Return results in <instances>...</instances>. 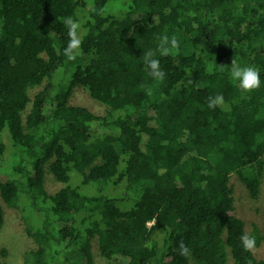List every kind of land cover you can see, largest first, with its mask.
<instances>
[{"label":"trees","instance_id":"obj_1","mask_svg":"<svg viewBox=\"0 0 264 264\" xmlns=\"http://www.w3.org/2000/svg\"><path fill=\"white\" fill-rule=\"evenodd\" d=\"M110 1L119 0H0V164L5 130L14 151L0 197L26 211L38 244L30 264H94V239L118 264H264L241 247L248 232L230 183L236 174L259 198L264 0H131L119 18L105 14ZM69 16L81 38L72 59ZM163 36L178 46L160 56ZM149 50L162 82L146 74ZM233 59L258 69L260 87L241 92ZM77 86L106 115L71 105ZM216 95L223 103L209 108ZM47 168L66 184L54 194ZM73 172L81 179L71 185ZM4 221L0 204V230ZM250 234L259 247L264 232L254 224Z\"/></svg>","mask_w":264,"mask_h":264},{"label":"rangeland","instance_id":"obj_2","mask_svg":"<svg viewBox=\"0 0 264 264\" xmlns=\"http://www.w3.org/2000/svg\"><path fill=\"white\" fill-rule=\"evenodd\" d=\"M88 5H92L93 0H86ZM131 0L110 1L106 8L105 14H113L116 17H122L127 11ZM81 12V11H80ZM79 41L81 38L77 35ZM45 85V84H44ZM44 85L30 91L31 99L44 89ZM71 105L84 106L90 109L94 114L104 116L110 110V107L93 99L89 93L81 86L74 89L70 99ZM32 105L30 104L23 114L24 119L30 112ZM2 142L7 146L6 153L0 164V170L5 173H11L14 162H12L14 154L13 147L10 143L9 131L2 132ZM6 174H3L5 177ZM81 177L73 172L71 174L70 184H75ZM231 187L234 190V199L237 216L246 224V230L250 234L253 225H257L264 232V175L262 179L261 192L257 200H253L244 183L236 174L231 175ZM66 184L57 181L47 168L45 178V188L49 194H54L63 188ZM93 187L100 189V183L92 184ZM112 188L113 187H108ZM106 188L104 193L106 194ZM85 192L84 189H82ZM95 194V193H94ZM21 198V197H20ZM0 204L5 213V221L0 230V262L6 264H30V254L37 250L38 244L35 239L29 234V220L26 218V211L9 207L0 197ZM257 259H264V241L257 247L252 249ZM92 253L94 264H118L116 261L108 260L101 256L98 249L97 239L92 242ZM194 264V263H193ZM229 264H233V260L229 258Z\"/></svg>","mask_w":264,"mask_h":264},{"label":"clouds","instance_id":"obj_3","mask_svg":"<svg viewBox=\"0 0 264 264\" xmlns=\"http://www.w3.org/2000/svg\"><path fill=\"white\" fill-rule=\"evenodd\" d=\"M64 24L68 28L69 41L64 49L65 55L68 59H72L74 52L77 50L80 43L76 36V30L78 23L69 16L64 19ZM178 46V41L175 36L168 37L163 36L160 38V42L157 46V50L160 56L167 55L170 51L174 50ZM143 64L146 70V74L153 81L159 83L165 78V72L160 67V61L156 58V52L149 50L143 53ZM231 68L228 71L230 80L237 84L242 93H249L254 89H257L261 85L260 73L258 69L252 66H242L235 59L231 61ZM150 94V92H149ZM223 103L222 95H216L214 98H209L208 107L214 108ZM241 247L245 252H251L255 246V237L248 233H242L240 236ZM179 254L181 256H189L190 249L183 243L179 245Z\"/></svg>","mask_w":264,"mask_h":264}]
</instances>
